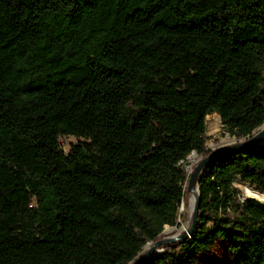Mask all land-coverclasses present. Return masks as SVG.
<instances>
[{
  "label": "trees",
  "instance_id": "trees-1",
  "mask_svg": "<svg viewBox=\"0 0 264 264\" xmlns=\"http://www.w3.org/2000/svg\"><path fill=\"white\" fill-rule=\"evenodd\" d=\"M213 113L238 139L264 124V0H0V264L137 262L180 226ZM237 176L264 193V141L206 165L194 232L144 264L219 239L264 264Z\"/></svg>",
  "mask_w": 264,
  "mask_h": 264
},
{
  "label": "rangeland",
  "instance_id": "rangeland-1",
  "mask_svg": "<svg viewBox=\"0 0 264 264\" xmlns=\"http://www.w3.org/2000/svg\"><path fill=\"white\" fill-rule=\"evenodd\" d=\"M207 123V140L206 147L209 150H214L219 147L227 146L236 142L243 141L244 138L238 139L233 135L226 127H224L220 115L217 113L210 114L206 118ZM264 129V126H261L255 132ZM80 141L79 138L69 136L62 139L64 143L65 150L68 151L71 145L76 144ZM264 141V139H263ZM210 151V152H211ZM208 155V154H207ZM206 155H199L196 151L190 153L187 158L183 161L185 169L188 173H192L196 165L205 157ZM233 188L237 192L236 197L238 201L243 202L246 197L253 198L258 201H264V193L257 191L254 185L244 181L241 177H236L233 181ZM256 189V190H255ZM194 196L190 194L188 201L183 204V212L179 211L178 213V223L180 226H171L166 225L163 233L160 238H169L173 236L180 235L185 230L189 229L192 223V213L195 205V196L194 201L189 204L190 198ZM186 208V209H185ZM152 247V242H149L145 245L142 255ZM163 250L157 251V254L162 253ZM156 254V255H157ZM150 261V260H149ZM129 264H133L130 262ZM154 264V263H147ZM195 264H232V254L223 239H219L214 246L201 251L197 256V261Z\"/></svg>",
  "mask_w": 264,
  "mask_h": 264
},
{
  "label": "water",
  "instance_id": "water-1",
  "mask_svg": "<svg viewBox=\"0 0 264 264\" xmlns=\"http://www.w3.org/2000/svg\"><path fill=\"white\" fill-rule=\"evenodd\" d=\"M264 126V124L262 125ZM261 127V126H260ZM259 127V128H260ZM264 139V129H261L258 132H254L252 135L248 136L247 138H244L243 141L236 142L227 146L219 147L217 149L212 150L208 155L203 157V159L196 165L193 172L190 175L189 184H188V191L192 193L195 196V205L193 208L192 213V223L189 229L185 230L183 233L177 236L169 237V238H161L157 240L152 247L146 251L137 262L134 264H144L148 260L152 259L156 254L157 251L161 250V246L167 243L175 242L177 240H185L191 234L194 232L197 222H198V214H199V203H200V195L198 192L197 182L199 180L200 174L202 170L206 167L208 163H210L214 158L219 156L220 154L231 151V150H239L243 148H247L249 146H252L258 142L263 141ZM246 199H251L247 198ZM253 199V198H252ZM264 202V201H260ZM183 206V204H182ZM181 206V207H182ZM178 225H175V227Z\"/></svg>",
  "mask_w": 264,
  "mask_h": 264
},
{
  "label": "bare ground",
  "instance_id": "bare-ground-1",
  "mask_svg": "<svg viewBox=\"0 0 264 264\" xmlns=\"http://www.w3.org/2000/svg\"><path fill=\"white\" fill-rule=\"evenodd\" d=\"M207 117H209V115H208ZM193 201H194V196H192V197L190 198V202H189V204L192 203ZM185 209H186V208H185ZM183 210H184V208L181 207V208H180V212L182 213Z\"/></svg>",
  "mask_w": 264,
  "mask_h": 264
}]
</instances>
